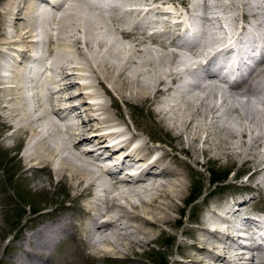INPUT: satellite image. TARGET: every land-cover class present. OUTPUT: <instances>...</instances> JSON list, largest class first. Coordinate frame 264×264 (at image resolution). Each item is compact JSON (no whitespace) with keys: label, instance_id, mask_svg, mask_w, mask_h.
Instances as JSON below:
<instances>
[{"label":"bare ground","instance_id":"obj_1","mask_svg":"<svg viewBox=\"0 0 264 264\" xmlns=\"http://www.w3.org/2000/svg\"><path fill=\"white\" fill-rule=\"evenodd\" d=\"M136 2L139 5L123 9L120 18L114 14L123 6L120 2L110 7L106 3L103 10L101 0L53 1L47 14L43 7L47 0H0V46L6 49L0 50V66L11 58L15 62L9 80L0 70L1 127L11 132L4 138L16 140L17 145L25 141L16 160L20 171L44 172L49 180L56 177V184L65 188V199L71 203L61 205L64 212L54 221L44 219L18 244L20 255L4 259L5 264H48L56 258L60 264H97L101 259L136 257V248L142 254L150 251L151 245L168 233L167 227L181 222L175 214H182L180 202L184 205L188 199L185 192L188 176L195 173L193 164L205 169L215 163L238 165L233 177L241 171L249 173L239 192L264 199V111L252 107L242 111L228 103L264 106V97H259L264 89V32L249 30L250 23L262 25L264 0L214 3L232 12L239 9L226 16L228 21L221 15L203 21L205 16L195 14L197 4L211 9L207 0L197 4L192 0ZM213 17L222 33L214 35L205 52L200 35L212 34L203 28L213 24ZM143 24L165 26L164 31L169 32L161 35L170 42L145 34ZM39 26L40 32H35ZM37 35L48 43V54L56 49L55 74L49 80L53 90L46 95L32 94L30 108L25 90L37 80L33 64L44 61L30 51ZM149 42L160 47V54L153 52ZM193 45L201 48L190 50L189 57L182 54L190 61L182 74L172 69L174 59L182 57L179 50ZM187 75H200L204 80L192 84L184 79ZM224 76L239 82L221 91L218 105L213 91L219 87L214 81ZM96 87L111 98V105L87 101L102 97L94 91ZM187 92H192L189 98ZM157 95L165 96L159 101L164 104L154 110L164 136L143 140L147 133L135 120L128 124L118 112L109 113L113 97L133 111L147 106ZM219 110L236 115L240 132L239 126L216 125ZM17 145L4 143L2 147ZM165 145L187 159L165 151ZM165 160L174 167L165 165ZM101 162L107 163L105 170ZM227 174L222 172L221 178ZM221 178L213 177L212 182ZM38 189L43 186L39 184ZM206 198L201 202L202 212L192 220L187 218L201 226L203 238L185 246L199 257L188 258L191 255L182 251L181 256L187 257L183 264H264V205L260 210L244 211L250 200L241 199L213 208ZM234 203L235 211L231 210ZM247 233L251 246L235 243L234 235ZM60 246L58 256H52V249Z\"/></svg>","mask_w":264,"mask_h":264},{"label":"rangeland","instance_id":"obj_2","mask_svg":"<svg viewBox=\"0 0 264 264\" xmlns=\"http://www.w3.org/2000/svg\"><path fill=\"white\" fill-rule=\"evenodd\" d=\"M101 1L104 3L103 5H105V6L101 5L103 10L104 8L108 7L106 3L109 4V7L111 5L119 6L118 5L119 2L121 4L120 0H101ZM107 1L109 2L112 1L111 5ZM124 1L126 0H122L121 5H123ZM137 1H141V0H137ZM174 1L178 3L182 1L183 2L186 1V3L188 2V0H174ZM192 1L195 4H197L196 2H199L202 0H192ZM218 1L219 0H207V4L212 5L211 9L210 7L207 8V6L203 7L202 5L200 6L197 4L196 9H195L197 12L195 14L197 15L199 14L202 17L205 16L206 18H203L202 19L203 21L205 19L210 18V15H219V16L221 15V18L223 21H228L229 15L232 16L238 13L239 11L238 8L235 9V12H232V11H229L230 10L229 8H226V7L219 8V7L214 6V3L217 4ZM227 1L230 2V0H221V2H226V4H227ZM127 2L129 4H127ZM127 2H125L123 6H120L121 7L120 9H117L114 11V14L116 16L121 18L122 17L121 11H124L127 7H131V6L134 7V5H139L137 3H140V2H136V0H127ZM237 2L240 3L241 0H234V4H236ZM1 8L2 7L0 5V11H1ZM203 8L204 9L206 8V9L203 11ZM105 13H106L105 14L106 16L108 12L105 11ZM134 18H137V20H140L142 16H138V17L135 16ZM213 21L215 22V18ZM214 22L213 24H210V25L208 24L207 27L204 26L205 28H203V30H207L208 33L210 31L212 33L211 34L212 37L211 35L203 34V39L201 40V44L202 45L205 44V52L212 45L213 43L212 39L214 38V35L219 32L222 33V30L218 29L219 24L217 22L215 23ZM45 25L47 26L48 23L46 22ZM147 25H150V24H146V25L143 24L142 27L147 26ZM151 26L154 28L156 27V29L162 28L160 30H165L164 29L165 26L163 25L162 26L151 25ZM37 28L40 29L41 27L39 26ZM251 29L253 30L251 32L255 34L256 33L259 34V32H264V20L262 21V25L260 26L255 25L254 22L250 23L249 30ZM144 30L146 31L145 34L149 35L148 32L150 31L147 28H145ZM153 36H155L157 40L162 41L166 44L170 42L169 39H167L168 37H166V35H160L158 33H153ZM119 40L123 41L121 38H119L118 41ZM47 44L45 46L48 48ZM147 45L151 49H153V52L155 53L160 51L159 49L160 47L156 44L149 42ZM34 48H44V47H41L40 45L36 43ZM200 48H201L200 45H193L190 47H183V49L179 51L181 55L184 54L186 57H189L190 50H195V49L199 50ZM169 49L173 51L171 47H169ZM0 50L6 51L5 47L3 46H0ZM55 53H56V49H54L52 54L55 55ZM184 55H182V57L180 55L177 56L172 62V66L170 65L171 68L175 67L174 70L179 71L181 74L184 70L185 64L190 63V61H188V59L184 57ZM11 59H9V61L2 62L0 66V70L1 68L3 69L2 72L4 70H7L9 71V73L12 74L11 66L13 67V65L11 64L15 62L11 61ZM193 59H197V58H193ZM167 68L168 67H166V69ZM184 79L187 82L190 81L192 84L197 83L198 81L204 80L200 75H192V76L187 75V77H185ZM217 80L219 82L216 80L214 82L215 83L217 82L216 84L219 87V89L215 88L213 92L217 95L216 102L219 105L221 101V91H224L226 89L228 90L227 86L229 87V85L226 82L220 81L219 79ZM96 89L97 90H94V91H97L98 93L101 92L102 97L96 101H93V100L91 101V99H88L87 101H89L90 103L91 102L96 103L100 101L108 105H111L112 103L111 98L105 95L100 88L96 87ZM26 90L31 91L30 89H26ZM84 91L87 92L86 90ZM42 92H45V91L42 90ZM34 93H39V90L37 89V87H35V90H32L31 95ZM191 93L192 92H189L188 94H186V98H189ZM261 93L263 94V96ZM261 93L259 95L260 98L264 97V89H262ZM163 97L165 96L157 95L153 101L147 104V106L134 108L133 111L127 109L125 105L118 98L113 97L112 100L114 101V105L109 107V113L113 116L115 115V113L118 112L120 118L125 120L128 124H130L129 123L130 120L132 121L135 120L139 128H142L147 133V136L145 134H144L145 136L142 135L143 140H148L149 137H153V136H156V137L159 135L164 136L165 135L164 131L162 128H160L158 119L154 114V110L157 107H160V105L164 104V102L159 103L160 100L162 101ZM28 99H31V96L28 97ZM208 100H212V98L209 96ZM228 103L230 106L237 107L242 111L251 109V107L256 108V109L258 108L257 110H260V111H264L263 110L264 106L258 105L259 103L255 104L256 106L254 107L252 105H250L249 107L246 104L241 103L240 101L231 100V101H228ZM29 104H30L29 107H32V101H30ZM220 110L224 112L223 108H221ZM220 110L217 113L218 118L216 117L214 119L216 122V125H221V124L223 125L225 123L227 125L232 124L235 127L239 126L238 121L234 119L236 115L235 117L233 114L227 115L226 113H224L226 114L224 115L223 112ZM1 120L2 119L0 118V129H3L2 133H0V258L3 259L1 261V264H5L4 259L16 253H19L18 244H23L24 238H26L35 229H37L38 226L42 222H44L43 221L44 219L54 221L64 212V209L61 208V205H63L64 207V206H69V204L71 203L65 199V196H66L65 188L61 186V184L60 185L56 184V180H55L56 177H53L52 180H49L47 174L44 172H40V171L38 173L33 172V171L23 172L22 170L21 171L19 170L20 168H18L19 166H17L18 163L16 160L23 151V148L25 146V141L23 142L21 141L19 145H17L18 142L16 140L4 138L6 135H8L11 132L9 129L1 127V122H2ZM240 130H241V127L238 129V132H240ZM184 137H183V140H186V138L184 139ZM236 141L239 142L240 141L239 138L236 139ZM4 143L7 145L16 144L17 147L13 148L12 146L11 148L6 149L2 147ZM184 143L186 144V141H184ZM152 144L154 143L152 142L149 143V145H152ZM235 145L236 146L238 145L237 142ZM171 150L172 149L169 146L165 147V151L170 152ZM172 152H174L175 154L177 153L176 154L177 157L180 156L179 158L181 159L182 158L187 159V157L181 152H178L176 150H172ZM151 153H155V152H151ZM199 159L200 161H202L203 158L199 157ZM169 162L170 161H166V160L164 161L165 165L168 164L169 166L171 165L173 166V164H169ZM191 166L193 167L195 173L190 174L187 178L188 190L185 192V196H188V199L184 205L183 203L180 202V207L182 208V214L181 215L175 214V218L180 217L181 222H179L177 226L167 227L168 233L161 236L158 243L152 244L150 251L146 250V252L142 254L140 252V248H136V252L139 253L138 256L136 257H139V258L130 257L129 259H123V258L115 257L112 260H106V261L101 259V261H98L99 263L97 262V264H126V262H133L132 264H183V262L186 260L187 257L181 256L182 251H186L189 255H191V257L188 256V258H191V259L198 258L199 255H197L196 252H194V250H192L191 248L185 249V246L187 247L189 246L191 242L196 241V238H198L197 239L198 241L203 238L200 236V231H199V228L201 226H197L196 222L191 221V220L192 218H196L199 215L200 211L203 210L201 206L202 205L201 202L209 194L210 196L206 198V202H208L210 206H213V208H215L216 206L220 204L223 205L226 201L236 202L241 199H245L247 201L250 200L247 206L245 207L244 211L250 212L253 209L260 210L261 207H263L264 199L263 200L259 199L260 198L259 196H252V195L250 196L249 193L239 192L241 189L239 187H242L244 184L247 183V177L249 173L241 171L237 174L236 177H233L232 175L234 171L238 169V165H233L232 167H228V166L226 167L224 165H219L215 163V164H211L209 166V169H205L201 165H196V164H193ZM224 171L225 172L228 171L229 174H227L226 178L222 179L221 175H222V172ZM216 176H219L221 180L217 182H212V178ZM39 184L43 186V190L38 189ZM43 204H47V205L42 207ZM236 204L237 203H234V205L231 206V210L233 211L236 210L237 208ZM40 207H42V209H39ZM34 208H38L39 211L35 212L33 210ZM241 212L243 211L241 210ZM188 217H190L191 219L190 221L187 220ZM234 239H235V243H238V245H240L241 242H244V243H247L246 241L250 242L249 240L240 238V237L239 238L234 237ZM60 248L61 246L54 247L52 251L50 249L52 256L57 257L59 254ZM248 254L249 252L247 253V255ZM18 255H20V253ZM21 259L24 260V256L21 257ZM56 259H52L51 262H49L48 264H60L56 261ZM86 264H90V262H86Z\"/></svg>","mask_w":264,"mask_h":264},{"label":"trees","instance_id":"obj_3","mask_svg":"<svg viewBox=\"0 0 264 264\" xmlns=\"http://www.w3.org/2000/svg\"><path fill=\"white\" fill-rule=\"evenodd\" d=\"M218 181H220V180H218ZM214 182H217V181H214Z\"/></svg>","mask_w":264,"mask_h":264}]
</instances>
